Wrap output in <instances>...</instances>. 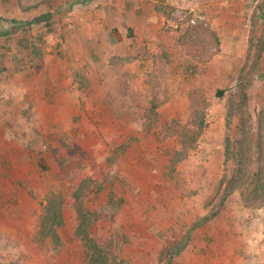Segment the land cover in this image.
<instances>
[{
	"label": "rangeland",
	"instance_id": "rangeland-1",
	"mask_svg": "<svg viewBox=\"0 0 264 264\" xmlns=\"http://www.w3.org/2000/svg\"><path fill=\"white\" fill-rule=\"evenodd\" d=\"M24 1L35 2L22 6L26 19L0 22V30L16 27L15 32L0 37V128H9L10 133L18 130L20 136L16 137L30 150L25 153L27 161L33 159L39 170L32 175L31 167L23 183L0 185L1 192L7 190L0 196V221L15 225L13 232L24 235L14 250L6 240L0 244V264H87L83 231L103 247L110 264H264V208H247L239 190L226 194L240 161L237 153L248 144L243 142L248 132L259 134L262 150L257 156L254 140L252 162L264 169V66L254 68L255 60L264 58L256 53L264 49L260 48L263 41L254 40L240 71L207 72L212 81L200 83L192 92L190 117L160 125L164 134L157 135L159 143L168 142L174 148L168 152L170 165L166 156L158 165L148 162L153 167L139 162L129 165L124 158L126 150L108 151V143L114 138L118 144L125 141L123 135H106L99 127L94 135L77 133L81 121L75 117L81 109L86 115L85 132L99 124L91 102L63 104L71 113L62 120L66 121L63 135L56 133L60 129L55 120H32L33 113L60 112L62 103L55 94L67 93L65 89L56 87L55 91V87L44 83L37 86V82L28 90L26 82L28 74L44 68L47 49L55 52L58 48L60 41L50 40L58 25L74 28L66 9L77 0H48L52 4L47 11L53 10L48 22L29 20V11L43 6L44 0ZM257 2L261 11L264 0ZM224 61L216 62L218 68ZM60 74L52 71L48 79ZM219 90H223L222 96L217 95ZM69 93L75 96V90ZM116 107L122 111L123 105L108 102L105 110L111 114L109 109ZM3 111L11 116L4 118ZM145 125L156 126L157 122L147 118ZM145 136L130 138L144 142ZM183 144L188 152L179 159ZM157 153L146 152L148 157ZM9 160L11 168L22 171L17 163L21 160ZM48 202L51 215L61 218V223L53 219L54 231L44 235L52 230L50 222L43 226L45 231L41 227ZM241 206L255 218L252 224L245 223L244 217L234 223L242 215L235 214L234 209ZM223 207L230 209L223 223L195 230ZM222 230L229 233L227 240L221 236L223 242ZM234 232H242L236 241L231 238ZM191 238L196 248L189 246Z\"/></svg>",
	"mask_w": 264,
	"mask_h": 264
},
{
	"label": "crops",
	"instance_id": "crops-1",
	"mask_svg": "<svg viewBox=\"0 0 264 264\" xmlns=\"http://www.w3.org/2000/svg\"><path fill=\"white\" fill-rule=\"evenodd\" d=\"M47 1L29 11L30 21L51 20L53 10L48 12L47 8L52 1ZM32 3L35 2L0 0V22L26 19L22 6ZM257 3V0H77L66 9L68 19H73L74 28L69 30L58 25L50 39L51 42L60 41L58 48L55 52L47 49L44 68L37 74L36 71L28 74L26 82L28 90L37 82V86L44 83L55 87V91L56 87L65 89L67 93L59 91L55 94L57 101L62 103L60 112L33 113L32 120L34 123L38 117L49 123L55 120L54 124L60 129L56 133L63 135L66 121L62 120L71 115L63 104L68 101L91 102L94 104V116L100 119L99 124L89 125L92 132H85L83 122L86 115L79 109L80 114L75 117L81 121L77 124L78 134L94 135L98 127L106 135L121 134L125 141L118 144L114 138L108 143V151L126 150L124 158L129 165H134L133 162L158 165L164 156L170 165L171 154L168 152L174 148L168 142L159 143L157 135L164 134L160 125L166 126L170 120L190 117L192 92L200 83L205 84L208 79L212 81L207 72L220 69L223 72L240 71L255 39L262 40L260 48H264V7L260 11ZM196 15L204 17L196 25L188 24L187 19ZM173 19L182 20V29L176 34L168 30L167 24ZM4 30L7 28L1 29ZM256 53L264 56V49ZM262 60L256 59L254 68L264 66V58ZM223 61L224 64L218 68L216 62ZM56 70L61 74L55 79H48ZM74 90L76 97L72 93ZM38 99L41 97L38 96ZM108 102L122 104V111H117L119 107L111 108V114H108L105 110ZM5 111L1 112L4 118L11 116ZM147 118L157 122V125L144 126ZM8 130L7 127L0 128V185L23 183L30 176L31 167L32 175L39 170H36L33 159L27 161L25 153L30 150L16 137L20 136L18 130H12V133ZM133 135L146 136L144 142H133L130 138ZM149 144L152 148L148 147ZM96 149L101 150L99 146ZM152 150L158 152L157 155L148 157L146 152ZM24 155L25 159L21 160ZM12 157L16 161H27L17 162L22 171L16 172L11 168L9 158ZM1 191L2 188L0 196L7 192ZM229 211L223 207L195 230L219 226ZM247 211L243 206L235 208L234 213L242 215L235 218L234 223L241 222L244 217L245 223L252 224L255 218ZM257 216L260 220L261 214ZM13 227L15 225L6 226L0 221V244L6 240L5 243L14 250L24 235L15 234ZM227 234V231L220 233L221 242V236L228 239ZM240 234L242 232H234L231 238L236 241ZM194 241L191 238L189 246L192 244L195 247Z\"/></svg>",
	"mask_w": 264,
	"mask_h": 264
},
{
	"label": "trees",
	"instance_id": "trees-1",
	"mask_svg": "<svg viewBox=\"0 0 264 264\" xmlns=\"http://www.w3.org/2000/svg\"><path fill=\"white\" fill-rule=\"evenodd\" d=\"M15 32V28L7 29L4 31L0 30V35H6ZM223 90H219V96L223 95ZM183 140L184 137H182ZM257 143V156L261 153L262 146L260 144L259 134H248L245 135V140L243 142H247V146L240 150L237 155L240 157V161H238L236 175H234L230 179V188L226 193L227 195L233 193L235 190L240 191V195L244 205L247 208L258 209L264 208V169L261 167H254L252 162V151H253V141ZM183 149L181 150V157L186 156L188 152L187 145L183 144ZM75 201H78V196H75ZM80 210V208H79ZM82 214V223L85 221V218ZM51 219V220H50ZM57 224L61 223V218L58 219V216L51 215V203H47L44 206L43 214H42V229L45 231L44 227L47 222L52 223V230L46 232L47 235L50 231H54L55 222ZM82 224H80L81 226ZM44 226V227H43ZM81 233V232H80ZM84 235L82 238L85 239L84 249L86 251V256L88 263L87 264H110L106 258V254L104 253L103 247H101L94 238L90 237L89 233L83 231Z\"/></svg>",
	"mask_w": 264,
	"mask_h": 264
},
{
	"label": "built area",
	"instance_id": "built-area-1",
	"mask_svg": "<svg viewBox=\"0 0 264 264\" xmlns=\"http://www.w3.org/2000/svg\"><path fill=\"white\" fill-rule=\"evenodd\" d=\"M204 16H201V15H196V16H193V17H190L187 19L188 21V24L190 25H196L198 23V20L199 19H203ZM168 30L171 32V33H178L180 32V30L182 29V20L179 19V20H171L168 24Z\"/></svg>",
	"mask_w": 264,
	"mask_h": 264
}]
</instances>
